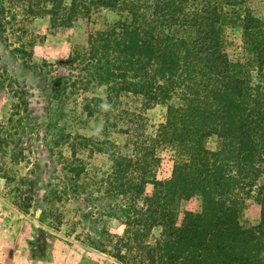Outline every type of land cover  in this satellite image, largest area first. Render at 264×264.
<instances>
[{"label": "trees", "instance_id": "1", "mask_svg": "<svg viewBox=\"0 0 264 264\" xmlns=\"http://www.w3.org/2000/svg\"><path fill=\"white\" fill-rule=\"evenodd\" d=\"M252 2L0 0L4 41L30 57V16L48 14L57 27L85 22L84 41L76 42L66 58L40 66L57 67L54 84H47L52 88L48 101L81 96L83 109L93 115L102 98L87 93L101 84L107 104L123 109L116 117L126 125L121 128L125 143L114 144L113 164L92 179L91 190L82 184L91 195L97 190L118 199L108 214L125 224L112 252L120 262L264 264V18ZM106 8L119 18L93 30L94 15ZM239 22L246 56L235 59L226 47V29ZM5 72L12 77L6 67ZM9 86L16 101L8 121L0 123V153L14 143L12 157L21 160L26 158L24 139L30 142L36 121H30L26 85L15 79ZM126 93L142 96L145 107L166 105L164 120L149 130L146 115L120 108ZM15 118L26 130L16 140L8 131ZM60 133L56 142L70 143L74 156H63L64 167L73 175L88 173L84 163L74 160L80 159L79 149H94L93 138ZM211 136L218 138L216 148L207 146ZM165 159L171 161L170 174L159 177ZM249 197L261 206L260 220L245 227L241 212ZM194 198L200 208H187ZM156 227L161 233L152 242L149 236ZM46 233L32 242L43 251L52 249L54 238L62 240ZM85 252L88 264H103L100 254L90 248Z\"/></svg>", "mask_w": 264, "mask_h": 264}, {"label": "rangeland", "instance_id": "2", "mask_svg": "<svg viewBox=\"0 0 264 264\" xmlns=\"http://www.w3.org/2000/svg\"><path fill=\"white\" fill-rule=\"evenodd\" d=\"M252 5L255 13L264 18V0H253ZM118 18L113 10L101 9L94 15L91 28H105ZM26 25L28 38L34 42L33 57L17 52L14 45H7L0 32V123L8 121L13 112L16 99L9 84L15 79L31 92L30 121H36L30 142H27L29 137L24 139L26 158L12 157L15 147L11 142L7 151L0 153V176L5 177L0 187V264H88L91 259L85 256L86 248L104 257L103 264H128L129 259L122 263L112 253L117 250V234H123L125 229L122 219L108 214L115 207L117 197L97 190L91 195L89 191L92 179L100 178L103 171L111 168L114 144H124L127 139L121 129L126 125L116 117L123 109L115 111L107 104L106 86L101 84L92 85L87 93L102 98L95 102L93 115L83 109L85 100L81 96L55 97L48 101V92L52 90L49 86L54 84L57 67L40 65L46 64L45 60L56 62L66 58L76 42L84 41L86 25L78 20L70 26H53L48 14L30 16ZM226 47L232 58L246 56L242 22L227 26ZM5 67L12 77L9 78ZM120 108L146 115L149 130L164 120L167 111L164 104L145 107L143 97L132 93L123 95ZM19 121L15 118L8 126L15 140L19 134L26 133ZM60 132L82 133L93 138L94 149H79L80 159L74 160L77 164L84 163L88 173L73 175L64 167L63 156H74L70 143L56 142ZM217 145L216 136L208 138V147ZM162 154L168 156L166 152ZM171 166V161L165 159L158 176H168ZM82 184L89 190L85 191ZM147 188L151 190L152 185ZM200 206L197 198L186 205L189 209ZM260 212V204L253 197L247 198L241 212L242 224L251 227L258 223ZM46 232L62 240L54 238L52 249L43 251L32 242L45 237ZM160 233V227L154 228L149 240L153 242ZM122 250L127 252L125 248Z\"/></svg>", "mask_w": 264, "mask_h": 264}, {"label": "water", "instance_id": "3", "mask_svg": "<svg viewBox=\"0 0 264 264\" xmlns=\"http://www.w3.org/2000/svg\"><path fill=\"white\" fill-rule=\"evenodd\" d=\"M4 182H5V177L0 176V187L3 186Z\"/></svg>", "mask_w": 264, "mask_h": 264}]
</instances>
